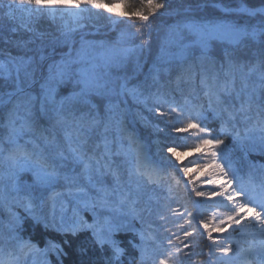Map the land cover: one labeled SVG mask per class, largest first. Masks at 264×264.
Wrapping results in <instances>:
<instances>
[{"label": "snow or ice", "instance_id": "1", "mask_svg": "<svg viewBox=\"0 0 264 264\" xmlns=\"http://www.w3.org/2000/svg\"><path fill=\"white\" fill-rule=\"evenodd\" d=\"M207 7L225 18L202 15ZM161 10L172 23L154 47ZM104 13L110 23L137 25L140 42L86 39ZM0 19L32 34L14 43L19 55L0 50V264H53L50 256L63 264L65 246L81 234L75 264H188L197 255L206 257L201 264H264V177L254 175L264 164L248 160L264 157V0H178L174 9L168 0H0ZM45 20L56 33L47 43L52 34L38 30ZM136 124L164 135L156 156L162 146L172 156L195 148L178 171L188 177L195 165L208 190L182 183L170 157L154 159ZM226 138L243 153L246 173L225 151ZM203 212L210 215L197 227ZM153 216L160 224L145 226ZM29 221L62 243L41 247L25 235ZM129 233L132 252L118 239ZM196 236L208 241L201 252Z\"/></svg>", "mask_w": 264, "mask_h": 264}, {"label": "trees", "instance_id": "2", "mask_svg": "<svg viewBox=\"0 0 264 264\" xmlns=\"http://www.w3.org/2000/svg\"><path fill=\"white\" fill-rule=\"evenodd\" d=\"M218 2H220L222 4L229 5L231 7H236L240 3H244L249 7H256V6L261 4V0H218ZM177 3H178V0H168L169 9H174L177 6ZM119 7H120L119 11H121L122 6L119 5ZM160 13H164L165 15L160 14V15L156 16L153 20V29L154 30L152 33V37H153V46L154 47H155V42H156L157 31H159L161 33L166 24L172 23L171 12L169 10H161ZM107 15H108L107 13H104L103 16H101L99 19H97L95 21L97 24L98 30L101 32H104V33H98V34L92 35V36L86 35L87 38L94 39V40L97 39V41H103L106 44L113 45L118 40H120L122 35H125L126 37H132V39H134L136 43L140 42L141 38L138 35L133 36V34L136 33L137 25L130 24V23H127L125 21L120 22L118 24V26L116 27V29H114L113 31L108 32L112 26V23H110L108 19L104 18ZM202 15L206 16L207 18H225L224 14H222L216 8H212V7L205 8ZM227 18L232 19L234 17H227ZM14 27H18V24H14V23L9 22L7 20L0 19V50L10 51L11 54L15 56V55H19L20 51L14 46V43L17 41H21V40H28L32 34L25 32L23 29H19L18 31H12V29ZM41 27H44V29L41 30ZM92 29H97V28H92ZM38 30L41 32H44V33H51L52 34V35L46 36L45 43L50 41L52 39L53 35H56L55 28L53 26H51L46 20H45V23L43 21L41 22ZM161 34H163V33H161ZM6 39H10L12 41V43L6 44L4 42ZM76 41L77 42L79 41V37H76ZM37 43H39V41H37ZM78 46L79 45L77 43V47ZM29 47H35V45H29ZM66 49H67V47L57 48V51L58 52H65ZM46 51H47V49H46ZM146 70L147 69H145V71ZM129 104L131 105L132 102L129 101ZM132 106L135 107L134 105H132ZM145 115H148V114L145 113ZM207 123H208L209 128L218 129V127H219L218 122L214 121L211 118V114H209V120ZM161 126H163V125L161 124ZM135 128L137 131V135L141 138V140L146 141L147 145L149 146L150 154L153 155L154 159H157L158 157L161 158V157H166V156L171 157L170 153H168L166 150V146H162L160 156L155 155L157 152V144L155 143V141H157V140L163 141L165 139L163 134H155V133H153L151 128H145V127L141 126L140 124H136ZM225 145H226L227 150L231 149L233 147L234 144H233L231 138L225 139ZM184 149H186V147L183 149H177V151L184 150ZM190 158H193V157H189L188 159H190ZM188 159H186L185 161H179L178 163L180 164V162H186ZM248 160L264 164V157H260L257 155H250L248 157ZM188 167L192 168V171L189 173L188 177H185L183 175V173L179 172L178 171L179 169L176 168L178 171L179 178L182 180V183H183V181H186V183H187L189 178H191L193 183L196 185V187H200L201 183H200V180L198 179V176H197L198 172L195 169V165L190 164V165H188ZM170 170H171V168H170ZM188 192L191 193V187L188 188ZM194 199H195L194 196L187 197V203H186L187 208H192L191 201ZM180 203L182 205L185 204V200H181ZM172 206L177 207L176 204H173ZM180 210L183 211V208H181ZM207 216H209V214H207L206 212H203L202 215L198 216L197 221H196V226L197 227L199 226V220L200 219H203L204 217H207ZM85 218L90 219L89 222L91 221V216L87 213H85ZM148 223H152L153 227L155 228L160 224V221L157 220L155 217L153 219H151V217H150V221H148ZM175 223L180 224V223H183V221L177 220ZM146 225H147V223H145V226ZM139 227H140V225H139ZM169 227H170L171 231L177 232V234H182L179 232V229L177 227H175V225H173L171 222L169 224ZM200 231H202V229H200ZM167 234L168 233H166V232L163 233V235H167ZM25 235L26 236L30 235L31 239L39 242V245L41 247L44 246L46 241H56V242L62 243V241L64 239V237L61 236L59 233L52 231L50 229L45 230L42 225H33L31 221H29L25 224ZM84 235H86V234H81V236L76 238V239L68 237L69 239H73V246H72V248H68L67 246H65V251L68 252V255L63 258V264H75V262L77 260V256H76L75 252L73 251V249L75 248L78 240L83 239ZM222 236L223 235H221L220 237H222ZM129 238H132V233H129L127 236H119L118 237V239L124 241V246L127 247L128 251L132 252V249L130 248V246L127 245V240ZM195 240L197 241V245H198L196 248V251L201 252V250L204 249L205 245H207L208 241L203 239L200 236H196ZM164 243L166 245V241ZM49 259L53 261V264H55V257L54 256H50ZM205 259H206V257H204L202 255H197V256H194L192 258V260L188 262V264H201V261L205 260ZM125 264H127V260H125Z\"/></svg>", "mask_w": 264, "mask_h": 264}, {"label": "rangeland", "instance_id": "3", "mask_svg": "<svg viewBox=\"0 0 264 264\" xmlns=\"http://www.w3.org/2000/svg\"><path fill=\"white\" fill-rule=\"evenodd\" d=\"M119 5L117 4V5H115V8H114V11L115 12H117V11H119ZM218 11H220L219 9H217ZM125 22H127V23H130V24H133V23H131V22H129V21H127V20H124ZM44 23H45V21H43ZM121 21L119 20V19H117L116 20V23L115 24H113L112 23V25H117V24H119ZM45 27V26H44ZM44 27H41V30H43L44 29ZM115 28H110V30L108 31V32H110V31H113ZM41 32V31H40ZM85 32L86 33H89L88 35L89 36H92V35H96V34H98L99 33V31L97 30V29H92L91 27H89V28H87V29H85ZM87 35V36H88ZM125 36V35H124ZM76 37H79V39H80V36H79V34H77L76 36H75V40H76ZM86 39H88V40H93V41H97V39H90V38H87V37H85ZM110 45V44H109ZM67 51H68V48L66 49ZM66 51V52H67ZM143 141V143L145 144V146H146V148L149 150V146L147 145V143H146V141L145 140H142ZM193 143V141L192 140H188L187 141V144L188 145H191ZM225 151L229 154V156H230V159L234 162V164H235V166L236 167H238V168H241L242 169V171L244 172V173H246L247 172V166H246V162L243 160V153L242 152H240L239 151V149H237L236 148V146L235 145H233V147L231 148V149H228L227 150V148H225ZM149 154H150V150H149ZM151 155V154H150ZM171 155V154H170ZM196 155H198V153L196 152V150H195V148H188V147H186V149H184V150H179V151H177V155L176 156H172L171 155V157H170V159L173 161V163H175V165H176V168H180V164L178 163L179 161H185L186 159H188L189 157H195ZM166 157H169V156H166ZM177 157L179 158L178 160H177ZM160 159V157H158L157 158V160H159ZM250 161V160H249ZM253 163H255V161H252ZM169 169H170V166H169ZM204 171H207V170H204ZM258 172H259V174H258ZM198 174H200V177L198 178L199 180H200V183H201V186L200 187H197V188H203L204 190H208V186L207 185H205V184H203V179H204V176H203V173L202 172H198ZM261 174H263V177H264V171H257L256 173H254V175H255V178L257 179V180H259L260 178H262L260 175ZM247 177H245V179H246ZM183 183H185L186 184V181H183ZM188 210H192V208H188ZM216 211H218V212H222L223 211V209L222 208H218V209H216ZM207 214H209L210 215V212H206ZM154 218V216L153 217H151V219H153ZM148 221H150V217H146V220H145V223H147L148 224ZM221 235H223L222 237H219L220 239H222V240H224V237L227 235L226 233L225 234H221ZM236 235L237 234H235V233H233V242L235 243L236 242ZM224 242L225 243H228V241L227 240H224ZM149 264H151V262L149 263Z\"/></svg>", "mask_w": 264, "mask_h": 264}, {"label": "bare ground", "instance_id": "4", "mask_svg": "<svg viewBox=\"0 0 264 264\" xmlns=\"http://www.w3.org/2000/svg\"><path fill=\"white\" fill-rule=\"evenodd\" d=\"M259 6H261V4L258 5V6H256V7H259ZM117 12H119V11H117ZM160 14L165 15L164 13H159L158 15H160ZM158 15H157V16H158ZM113 26H114V25H112L111 27H113ZM117 26H118V24L115 25L114 28L116 29ZM98 31H99V30H98ZM99 33H104V32L99 31ZM161 33H163V31H162ZM66 51H67V50H66ZM66 51H65V52H66ZM258 174H259V172H258ZM197 176H198V178H199V177H200V174H198ZM260 176L263 177V174H261ZM88 220H90V219H88ZM90 222H91V221H90ZM139 225H140L139 223H136V227H137V228H139ZM33 241H34V240H33ZM35 242H37V241H35ZM38 243H39V242H38Z\"/></svg>", "mask_w": 264, "mask_h": 264}, {"label": "water", "instance_id": "5", "mask_svg": "<svg viewBox=\"0 0 264 264\" xmlns=\"http://www.w3.org/2000/svg\"><path fill=\"white\" fill-rule=\"evenodd\" d=\"M114 27H115V25L112 28H114Z\"/></svg>", "mask_w": 264, "mask_h": 264}]
</instances>
